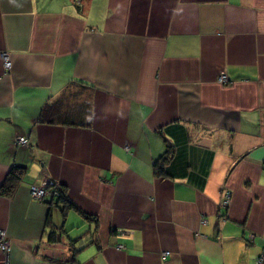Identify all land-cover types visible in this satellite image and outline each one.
<instances>
[{
  "label": "crops",
  "instance_id": "crops-1",
  "mask_svg": "<svg viewBox=\"0 0 264 264\" xmlns=\"http://www.w3.org/2000/svg\"><path fill=\"white\" fill-rule=\"evenodd\" d=\"M13 166L0 264H254L264 0H0V187ZM46 179L69 202L33 199Z\"/></svg>",
  "mask_w": 264,
  "mask_h": 264
},
{
  "label": "trees",
  "instance_id": "trees-1",
  "mask_svg": "<svg viewBox=\"0 0 264 264\" xmlns=\"http://www.w3.org/2000/svg\"><path fill=\"white\" fill-rule=\"evenodd\" d=\"M65 98V96H61L57 98L52 104L44 106L38 118L39 122L48 124L63 123V120H61L60 112L63 105L65 104ZM172 154L173 151L168 146V149L164 152V154L154 162L153 168L156 176H161L164 173L166 165L172 159ZM25 171V167L13 166L0 187V194L10 196L13 188L20 181L21 176L24 174ZM50 190V197L55 200V203L61 202L65 204L66 202H69L67 195L65 194L64 190L60 187V185L54 184L50 187ZM53 237L54 236L52 232L49 234V240L51 241Z\"/></svg>",
  "mask_w": 264,
  "mask_h": 264
},
{
  "label": "built area",
  "instance_id": "built-area-1",
  "mask_svg": "<svg viewBox=\"0 0 264 264\" xmlns=\"http://www.w3.org/2000/svg\"><path fill=\"white\" fill-rule=\"evenodd\" d=\"M2 57V62H3V67L4 70L7 72L8 70L11 69V61L9 54L7 52H3L1 54ZM218 82L224 84L227 82V78L225 75H220L218 77ZM26 138L24 137H17L14 138L13 144L14 145H23L26 143ZM52 183L49 182L47 179L43 180L41 186H30V194L33 199L37 200H42L45 196L49 195L51 190H50V185ZM229 202L228 198L223 201V204L226 205ZM0 250L5 254V259H7L8 253L10 252V241L7 240L6 238V233L5 231L0 228ZM166 253L162 254V257L165 256ZM254 264H264V248H262L260 254L257 256L255 263Z\"/></svg>",
  "mask_w": 264,
  "mask_h": 264
},
{
  "label": "clouds",
  "instance_id": "clouds-1",
  "mask_svg": "<svg viewBox=\"0 0 264 264\" xmlns=\"http://www.w3.org/2000/svg\"><path fill=\"white\" fill-rule=\"evenodd\" d=\"M76 1H80V0H76ZM49 182H50V181H49ZM51 183H52V182H51ZM54 184H56V183H52V184L50 185V187H51L52 185H54ZM47 196H50V194L47 195ZM47 196H45V197H47ZM45 197H44V198H45ZM44 198H43V199H44ZM43 199H42V200H43ZM40 201H41V200H40Z\"/></svg>",
  "mask_w": 264,
  "mask_h": 264
},
{
  "label": "rangeland",
  "instance_id": "rangeland-1",
  "mask_svg": "<svg viewBox=\"0 0 264 264\" xmlns=\"http://www.w3.org/2000/svg\"><path fill=\"white\" fill-rule=\"evenodd\" d=\"M27 140V139H26ZM20 146H27V141H26V143L25 144H23V145H20ZM30 193V192H29ZM30 196H31V194H30ZM37 200V199H36ZM69 222V221H68Z\"/></svg>",
  "mask_w": 264,
  "mask_h": 264
}]
</instances>
